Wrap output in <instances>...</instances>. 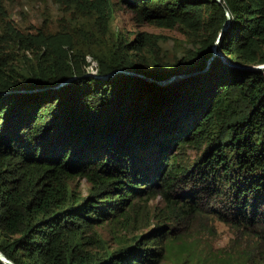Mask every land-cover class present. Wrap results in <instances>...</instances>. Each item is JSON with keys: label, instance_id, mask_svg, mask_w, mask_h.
Wrapping results in <instances>:
<instances>
[{"label": "trees", "instance_id": "16d2710c", "mask_svg": "<svg viewBox=\"0 0 264 264\" xmlns=\"http://www.w3.org/2000/svg\"><path fill=\"white\" fill-rule=\"evenodd\" d=\"M66 1L101 22L124 4L137 19L179 25L199 43L177 63H150L128 50L143 46L141 35L138 44L114 41L103 50L93 41L79 48L67 33L10 35L9 50L21 45L33 57L15 71L4 61L19 54L0 46V92L10 90L0 93V250L16 264H157L165 240L178 237L174 222L197 211L190 200L174 198L188 194L178 184L215 177L225 184L224 219L243 239L235 257L227 253L217 264H264V67L230 68L216 57L206 70L166 83L123 71L84 74L87 52L100 74L126 68L161 79L194 69L210 53L225 8L231 23L219 50L247 65L264 62V0ZM237 99L232 118H217ZM215 118L227 127L222 138L204 132ZM203 138L205 152L190 166H165L176 140ZM75 178L87 181L86 194L71 185ZM158 193L166 209L145 239L137 235L133 244L103 250L95 226L126 217L135 198Z\"/></svg>", "mask_w": 264, "mask_h": 264}, {"label": "rangeland", "instance_id": "374dc122", "mask_svg": "<svg viewBox=\"0 0 264 264\" xmlns=\"http://www.w3.org/2000/svg\"><path fill=\"white\" fill-rule=\"evenodd\" d=\"M14 32L22 35L44 33L65 35L67 33L74 37L77 47L84 48L86 46L84 41H93L94 47L96 46L99 50L105 49V46L114 41L138 44L136 37L141 35L144 37L143 46L130 47L128 50L150 63L153 61L177 63L179 58H184L188 51L196 48L199 43V36L186 31L179 25L164 27L137 19L133 10L124 4H116L108 20L101 22L96 14L89 12L86 7L66 0H0V46L7 53L19 54L20 58L15 61H4L8 63L6 65L11 64L15 71L26 68V58H32L33 55L28 49L20 47L21 45L18 47L17 44L14 46L18 50H9L12 42L10 35ZM223 57L230 68L249 69L251 66L264 63L247 65L241 61H234L224 54ZM84 59L89 62L87 72L98 73L96 57L87 52ZM231 91L237 92L238 86L233 85ZM234 92H230L231 96L235 95ZM238 104V99L230 101L227 108L219 112L217 118L222 117L225 120L232 118L231 111ZM217 118L205 128L204 132L209 128L211 135L222 138L227 134V127ZM205 139L198 143L176 140L170 147L168 164L166 163L165 166L172 164L180 167L190 166L205 152L207 146ZM212 180L214 182L210 179L196 184H178L184 185L188 194L195 193L196 197L190 198L188 194L179 197L178 194H174V198L178 201L179 199L180 201L190 200L197 205V211L188 218L174 222L175 234L177 233L178 237L165 240L167 250L157 264H211L213 260L217 264L227 253L236 256L243 239L238 238L233 223L224 219L226 217L224 182H220L215 177ZM71 185L80 190L81 194H86L89 187L84 178H75L71 181ZM178 185L173 187L176 191L181 189L177 187ZM160 188V185L156 187L158 191L161 190ZM134 200L136 204L129 209L126 217L95 226L102 238L103 250L111 251L133 244L137 235H143L142 240H144L152 230L159 213L166 209L164 199L159 193L148 200L144 197Z\"/></svg>", "mask_w": 264, "mask_h": 264}, {"label": "water", "instance_id": "95a60500", "mask_svg": "<svg viewBox=\"0 0 264 264\" xmlns=\"http://www.w3.org/2000/svg\"><path fill=\"white\" fill-rule=\"evenodd\" d=\"M218 2H221V0H216ZM225 12H226V19L224 20L220 30L217 33L216 38L214 39L213 43L211 44V49H210V53L208 55L205 56V58H202L201 61L203 60V64L197 66L194 69H188V70H173L168 72V74L166 75V77L161 78V79H156L153 78L151 76L146 75L145 73L139 71V70H129L126 68H119V69H114L111 70L110 72H107L105 74H100V73H95V72H85L84 74H92L94 76L97 77H106L109 76L113 73H115L116 71H123L129 74H133V75H137L140 77H143L145 79L148 80H154V81H159L162 83H166V82H170L176 78H181V77H187L190 76L192 74L201 72L206 70L207 68H209V66L211 65L212 61L216 58V57H220L223 61H224V57L222 52L219 50V44L220 41L222 39V36L224 35V33L228 30L230 23H231V15L229 14L228 10L225 8ZM264 67V63L261 65H255V66H251L250 68L256 69V68H263ZM74 76H70L68 78H66L65 80H63L62 82H60V84L65 83L66 81L72 79ZM19 90H27V89H19ZM10 90H6V91H2L0 93H5L8 92ZM0 259L7 262L8 264H16L12 259L8 258L1 250H0Z\"/></svg>", "mask_w": 264, "mask_h": 264}]
</instances>
